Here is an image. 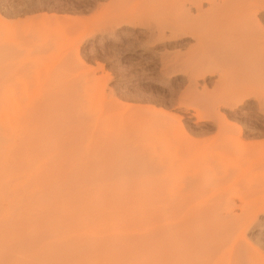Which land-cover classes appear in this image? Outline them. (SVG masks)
I'll use <instances>...</instances> for the list:
<instances>
[{"label":"bare ground","instance_id":"1","mask_svg":"<svg viewBox=\"0 0 264 264\" xmlns=\"http://www.w3.org/2000/svg\"><path fill=\"white\" fill-rule=\"evenodd\" d=\"M68 6L95 9L96 13L103 12L104 17L106 11L110 20H122L124 25L117 31L108 29L107 38L119 41L124 53L129 46H134L137 60L151 61V69L133 71L134 81L123 87L126 95H132V100L138 105L154 103L156 98L171 108L176 104L179 109H184L186 124L191 121L187 109L198 117L207 116L213 121V130L210 129L213 134L203 143L182 142L178 145L180 148L168 151L163 144L164 138L169 135L168 123L163 119L151 121L152 111H141L142 105L138 109V105L136 108L132 106L133 112L123 113L122 107L117 105L119 101L101 108L103 114L96 120L85 122L81 110L77 108L81 90L75 84H69L72 80L67 82L66 89H60L61 92L58 86L38 87L40 94L37 103L32 100L35 103L16 104L14 112H10L15 118V127L33 135L36 143L51 145L50 142H53L57 146L75 147L89 142L97 148L113 149V154L99 155L107 163L114 162L110 160L113 156L117 158L118 155L119 161V157L140 147H159V152H153V161L157 164L152 181L157 223L151 234H154L153 264H264V217L257 221L256 233L262 238L259 250L239 239V230H235L239 227H233V223L230 224L223 214L220 217L216 215L218 208L226 204V200L225 203L222 200L238 189L236 181L249 179L254 187H249V190L254 189L251 193L255 191L256 194L258 190L260 195L263 193L262 197L264 195V30L257 18L258 12L264 18V0H30L23 10L21 5V8L18 7L23 16L38 11L51 14L33 16L27 23H18L14 29L0 23V115L6 112L10 114L8 110L12 106L7 109L11 101L8 94L19 71L24 79L39 82L36 69L41 67L43 57L40 59L41 53L37 51L38 54L32 53L37 41H49L50 50L44 49L46 52L42 53L46 56L45 63H52L58 42L76 33L79 26H76L77 21L69 18L68 14L64 16L65 7ZM130 18H135L136 23L129 22ZM185 39L188 41L185 42ZM172 44L177 49L168 51L172 46L168 50L167 46ZM206 73L216 76L211 91L199 82L201 75L203 77ZM176 76L182 79V83L175 88L172 77ZM103 84L100 85L104 87ZM99 88L101 92L104 89ZM111 93L112 88L108 91V97ZM94 104L92 106L95 107ZM221 111L233 117L232 121L235 122H228ZM244 129L251 139L258 138L260 141L248 140L250 138L244 135ZM15 131L14 134L17 133ZM98 181L106 184L107 191H116L115 187L123 186L121 181L111 176L108 179L99 177ZM178 182L181 184L175 188L174 184ZM130 185L135 187L130 182L126 186L130 188ZM234 214L232 218L229 217L231 220ZM209 215L215 219L211 223H208V219V222L204 220ZM239 216L235 217L237 220L234 219L236 223L240 221ZM173 220L177 223L171 224ZM164 222L168 225L163 226Z\"/></svg>","mask_w":264,"mask_h":264},{"label":"rangeland","instance_id":"2","mask_svg":"<svg viewBox=\"0 0 264 264\" xmlns=\"http://www.w3.org/2000/svg\"><path fill=\"white\" fill-rule=\"evenodd\" d=\"M25 1L7 0L6 2V0H0V23L14 29L18 23H27L29 18L31 19L33 16L51 14L38 11L33 15L23 16L22 10L30 3V0L29 2ZM23 3L26 4L25 7ZM15 7L22 10L18 8L17 12ZM65 10L64 16L68 14V17L70 16L77 21L76 26L79 25L77 28H82L77 29L71 37L58 42L55 54L53 53L52 63H45L46 56L44 53L47 48H51L49 47L51 44H48L49 41H37L32 53H41L39 58L43 57L41 67L36 69V77L39 78V82L24 79L21 71H19L17 73L18 77H14V84L12 83L9 90L8 98L11 101L7 109H10L11 106L12 108L8 112L13 113L17 105L22 106L27 102L37 103L40 94V92H37L38 87L42 88L50 85L58 86V90H62L63 87L66 89L67 82L69 83L70 80L73 82L71 81L69 84H75L81 90L77 108L81 110L83 120L86 119L85 122L92 119L96 120L99 115L103 114L105 106L111 102L118 103L117 101H119L120 103L117 105L122 107L123 113H128L132 108H136L138 103L132 100V95L128 96L123 92V87L134 81L133 71L136 69H151V61L148 59L137 60L134 55V46H129L130 48L128 47L124 53L119 41L107 38L109 28L117 31L124 25V22L116 19L110 20L106 11H104V17L103 12L96 13L95 9H84V7L76 9V7L68 6L65 7ZM257 16L260 27L264 30V18L260 16V12L257 13ZM129 22L135 24L136 20L130 18ZM80 23L82 24L80 25ZM184 41L187 42L188 39ZM174 45L167 46L166 49L168 50L172 46L168 51L176 50L177 46L175 45L176 48H174ZM59 63L63 64L58 66ZM79 67L80 69H78ZM19 74H21V77ZM203 77L201 75L199 78L200 84L211 91L216 80L215 74L206 73L203 74ZM172 79V85L175 88L181 85L180 82L182 83V81L180 80L182 79L180 77L176 76ZM60 81L64 84L60 85ZM56 82L60 84H56ZM98 84L101 88H104L102 92L100 88L98 89ZM100 84H103L104 87ZM111 88L113 93L108 97V91ZM99 93L103 95L100 96L101 99ZM112 98L117 100L110 101ZM32 100L36 101L32 102ZM13 101L14 104L11 105ZM93 101H95V104ZM93 104L95 107L92 106ZM96 106L98 109H96ZM139 106H141V111H152L151 121L163 119L168 123L170 127L169 135L164 138L163 142L165 147H168V151L180 148L178 145L182 142L192 141L196 144L200 141L203 143L205 138L207 140L213 134L211 133L213 121L204 115L201 117L194 115V112L190 109H187V115L190 116L191 120L189 125L185 123L183 118L184 109H179L176 104L171 108L160 98H156L154 103L139 104L136 109ZM142 107L146 108L142 109ZM131 111L133 112L134 109ZM11 113L8 115L6 112L0 115V264H151L154 258V238L152 239L154 234H151L154 233L157 224L156 198L153 190L154 170L157 164H154L153 154L161 149L155 146L140 147L127 152L121 158L119 157V161L118 155H116L117 158L112 155L113 157L110 160L114 162L109 163V161L107 163L105 158L101 159L99 155L101 153L111 154L113 149L108 148L106 150L103 148V150L89 142V145L85 142L75 147L59 145L58 147L53 142H50L53 145L52 147H50L51 145L36 143V138L33 135L25 133L21 129L19 130L17 126L15 127L16 123L13 121L14 117ZM221 114L225 116L228 122H235L232 121L233 117L230 118L224 111H221ZM6 116L7 118H5ZM10 122H12L11 125ZM9 126L12 128V132ZM13 128L15 129L13 130ZM14 131L17 133L14 134ZM181 134H184V136ZM244 135L250 138L248 140L260 141L258 138L251 139L252 137L245 129ZM25 138L27 141L23 140ZM34 144L37 145L34 146ZM38 144L42 148H39ZM35 148L36 150H34ZM108 176L121 181L123 186L115 187L116 191H107L106 184L98 180L99 177L108 179ZM134 180L136 181L134 182ZM241 181L243 182L241 183ZM241 181L235 182L238 189L236 188L237 190L228 197L229 199L222 200L223 202L226 200L225 207L223 205L219 207L216 215L220 217L219 215L223 214L222 216L227 218L230 224L233 223V227H239L235 230L237 232L239 230L237 234L240 240L250 243L249 245L252 248L259 249L262 238L257 236L256 231L258 230L257 221L260 220L259 218L264 217V195L262 197L263 193L261 192L260 195L258 190H256L257 195L254 194L255 191L251 193L254 189L249 190V187H254L249 179ZM128 182L135 187L130 185V188H128L126 186ZM180 184L178 182L174 184V187L177 188ZM244 185L246 186L244 187ZM117 189L122 192L117 191ZM249 191L251 194H249ZM236 192L240 194L237 195ZM246 194L250 196H246ZM231 196H234L235 199L232 197L234 201ZM257 198L259 201L256 200ZM253 200L254 202H252ZM249 202L250 205L253 204L252 207ZM236 205L237 208H235ZM244 205L247 206V209ZM233 210L234 212H230ZM226 212L231 215H226ZM257 213L258 217L256 216ZM233 214L235 217L240 214L238 223L234 220L235 217L233 218L235 222L229 218H232ZM207 219L210 221L208 222ZM204 220L211 223L215 219L213 220L212 216L209 215ZM173 221L171 224L177 223L178 219L175 220L176 222ZM162 225L166 226L168 224L164 222Z\"/></svg>","mask_w":264,"mask_h":264}]
</instances>
